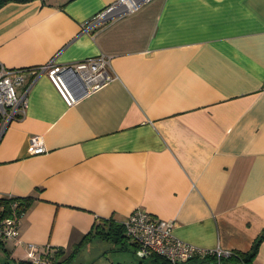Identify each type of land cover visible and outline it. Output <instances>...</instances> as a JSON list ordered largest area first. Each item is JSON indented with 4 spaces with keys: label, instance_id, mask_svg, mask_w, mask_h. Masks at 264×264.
<instances>
[{
    "label": "crops",
    "instance_id": "crops-1",
    "mask_svg": "<svg viewBox=\"0 0 264 264\" xmlns=\"http://www.w3.org/2000/svg\"><path fill=\"white\" fill-rule=\"evenodd\" d=\"M114 1L0 8L5 67L104 55L116 75L70 107L46 75L27 91L0 140V198L31 201L1 249L15 264L29 243L71 253L139 209L199 249L249 251L264 234V0H151L83 30Z\"/></svg>",
    "mask_w": 264,
    "mask_h": 264
},
{
    "label": "built area",
    "instance_id": "built-area-1",
    "mask_svg": "<svg viewBox=\"0 0 264 264\" xmlns=\"http://www.w3.org/2000/svg\"><path fill=\"white\" fill-rule=\"evenodd\" d=\"M149 1L151 0H116L93 15L83 30L86 31L122 18L137 11ZM41 75H46L69 107L116 78L111 68L110 58L104 55L62 65L50 61L36 68L11 69L0 63V140L8 125L24 116L27 105L26 93ZM19 87H24L21 95L17 93ZM44 152L42 138L40 136L33 137L30 154L38 155ZM22 216L23 214L0 219V238L16 241L18 239V223ZM123 224L125 234L138 245L140 253H157L169 260L171 264L211 252L218 256L230 254V252L218 250H202L178 240L172 234L171 222L153 220L143 210L133 211ZM25 259L30 264H50L49 247L40 249L37 245L29 243L26 245Z\"/></svg>",
    "mask_w": 264,
    "mask_h": 264
},
{
    "label": "trees",
    "instance_id": "trees-1",
    "mask_svg": "<svg viewBox=\"0 0 264 264\" xmlns=\"http://www.w3.org/2000/svg\"><path fill=\"white\" fill-rule=\"evenodd\" d=\"M31 0H0V8L10 2L26 3ZM30 198H0V219L19 216L24 214L30 206ZM96 238L99 241L110 242L115 246L114 251H124L126 247V240H130L125 234L124 224L116 223L112 220H104L97 223L93 230L84 236L80 244L67 256L61 249H51L50 264H71L81 247L90 239ZM264 240V234H261L252 244L247 252L233 251L227 256H218L216 253L211 252L204 255H195L189 259L178 262L177 264H255V256L258 251L259 244ZM8 239L0 238V249L2 243ZM131 241V240H130ZM131 245L139 250L136 243L132 242ZM133 250L134 263L133 264H171L165 257L158 255L154 252L142 254ZM137 254V255H136ZM17 264H30L26 259L25 261H18Z\"/></svg>",
    "mask_w": 264,
    "mask_h": 264
},
{
    "label": "rangeland",
    "instance_id": "rangeland-1",
    "mask_svg": "<svg viewBox=\"0 0 264 264\" xmlns=\"http://www.w3.org/2000/svg\"><path fill=\"white\" fill-rule=\"evenodd\" d=\"M130 242L132 243V241ZM131 243H127V250L114 251L115 246L110 242H92L90 247H81L71 264H133L134 256L132 252L134 247ZM83 247L84 249H82ZM69 254L70 252L65 253L64 257ZM0 264H15L12 259L7 258L2 249H0Z\"/></svg>",
    "mask_w": 264,
    "mask_h": 264
}]
</instances>
